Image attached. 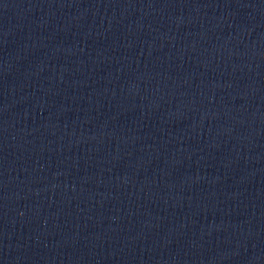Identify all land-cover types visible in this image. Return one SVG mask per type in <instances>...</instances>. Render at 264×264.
Here are the masks:
<instances>
[{
    "label": "water",
    "instance_id": "water-1",
    "mask_svg": "<svg viewBox=\"0 0 264 264\" xmlns=\"http://www.w3.org/2000/svg\"><path fill=\"white\" fill-rule=\"evenodd\" d=\"M0 264H264V0H0Z\"/></svg>",
    "mask_w": 264,
    "mask_h": 264
}]
</instances>
